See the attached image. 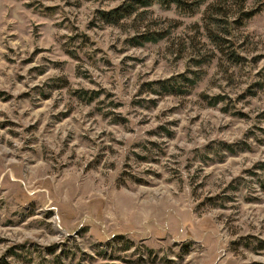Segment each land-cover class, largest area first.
I'll use <instances>...</instances> for the list:
<instances>
[{
  "label": "rangeland",
  "instance_id": "obj_1",
  "mask_svg": "<svg viewBox=\"0 0 264 264\" xmlns=\"http://www.w3.org/2000/svg\"><path fill=\"white\" fill-rule=\"evenodd\" d=\"M127 1L0 0V264H264V0Z\"/></svg>",
  "mask_w": 264,
  "mask_h": 264
},
{
  "label": "trees",
  "instance_id": "obj_2",
  "mask_svg": "<svg viewBox=\"0 0 264 264\" xmlns=\"http://www.w3.org/2000/svg\"><path fill=\"white\" fill-rule=\"evenodd\" d=\"M128 3H126V5L124 6H120V7H116L114 9H112L110 12H106L105 16L107 18V16L112 17V20L115 19H119L121 17H125L128 14H131L136 7H138L139 5L141 6H149L151 4H153L154 2L160 3L162 5H170V4H175L178 7H182L185 11L187 12H193L196 8L199 7V1H195V2H186L185 0H128ZM244 3L245 0H242L241 3V18L243 19H250L252 16H254L258 11L259 8H253L250 10H245L244 9ZM216 6H212L210 9H214L215 10ZM216 19V18H215ZM217 20V19H216ZM241 20V19H240ZM214 38L220 39L216 34L213 35ZM136 44H141L143 42L146 41H152V40H157L156 37L152 36V35H140L139 37H137L136 39ZM171 80H165V81H159L158 84L161 87L162 90H164V92H174V89L176 87H174L173 83L170 82Z\"/></svg>",
  "mask_w": 264,
  "mask_h": 264
}]
</instances>
